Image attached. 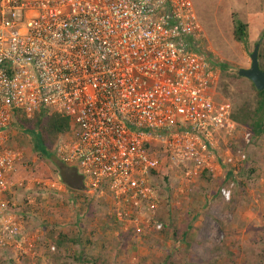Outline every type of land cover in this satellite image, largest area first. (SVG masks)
<instances>
[{
    "label": "built area",
    "instance_id": "1",
    "mask_svg": "<svg viewBox=\"0 0 264 264\" xmlns=\"http://www.w3.org/2000/svg\"><path fill=\"white\" fill-rule=\"evenodd\" d=\"M203 38L191 0H0V264L37 254L18 210L22 155L8 142L17 111L68 118L55 158L106 192L137 237L165 228L160 173L191 184L223 169L218 193L232 198L252 138L214 98Z\"/></svg>",
    "mask_w": 264,
    "mask_h": 264
},
{
    "label": "rangeland",
    "instance_id": "2",
    "mask_svg": "<svg viewBox=\"0 0 264 264\" xmlns=\"http://www.w3.org/2000/svg\"><path fill=\"white\" fill-rule=\"evenodd\" d=\"M191 2L204 34L205 51L218 64L214 98L227 100L233 110L237 105L256 107L251 82L237 70L249 68L254 44L261 43L264 0ZM235 18L247 24V44L233 38ZM238 128L249 130L252 139L233 180L232 199L224 202L218 194L223 169L201 174L191 184L180 183L174 175L160 181V173L152 180L163 196L155 215L163 218L167 228L137 237L126 229L128 225L113 220L106 192L66 189L55 167L33 150L31 139L14 124L8 142L22 155L18 210L23 226L34 234L31 240L36 251L48 244L56 246L62 239L53 253L46 252L44 263L21 264H164L172 252L179 264H264V132L254 136L249 127ZM188 224L192 227L188 238L194 240L191 254L184 256L182 247H161L170 241V229L179 234V228Z\"/></svg>",
    "mask_w": 264,
    "mask_h": 264
},
{
    "label": "trees",
    "instance_id": "3",
    "mask_svg": "<svg viewBox=\"0 0 264 264\" xmlns=\"http://www.w3.org/2000/svg\"><path fill=\"white\" fill-rule=\"evenodd\" d=\"M233 38L235 41L247 44V24L244 23L240 19H233V30H232ZM260 40L255 44H259L260 48L258 50V66L264 72V25L260 31ZM254 44V45H255ZM219 79L214 88V92L218 88ZM252 84V83H251ZM252 88L255 92V103L256 107H253L250 104L245 106H236V109L233 110L231 108V120L237 124V126H247L249 127L253 135L255 136L258 133L264 132V90L258 91L254 88L252 84ZM15 126L32 141L33 150L38 152L40 156L46 158L57 170L59 182L70 192H80L84 190L83 179L80 175H78L77 171L62 162L58 161L53 152L50 151L54 142L57 138L64 134L69 129V120L67 117L62 116L58 113L46 114L44 112H40L31 118H26L20 112L15 113ZM249 131V130H248ZM250 132V131H249ZM251 133V132H250ZM252 136V133H251ZM238 147H244L242 145L241 140L239 138ZM242 145V146H240ZM230 148L234 150L235 145L232 143L229 144ZM237 146V145H236ZM202 174H206L203 172ZM155 175V173H154ZM160 181L166 179V175L159 176ZM162 178V179H161ZM222 185V183H221ZM219 192V191H218ZM219 194V193H218ZM233 197V195H232ZM232 199V198H231ZM230 199V200H231ZM229 200V201H230ZM224 201V200H222ZM228 201V202H229ZM225 202V201H224ZM114 220V217H113ZM191 224V223H190ZM183 225L180 229L179 234L176 230L168 231V240L173 243L172 247L174 249H179L182 245L183 255L187 256V254L192 253V244L194 240H189L188 238L189 232L191 231V225ZM165 228H167L165 226ZM130 234V233H128ZM62 239L57 242V245L61 244ZM55 246V247H56ZM171 247V248H172ZM173 252L170 253L164 259V264H179L173 258Z\"/></svg>",
    "mask_w": 264,
    "mask_h": 264
},
{
    "label": "water",
    "instance_id": "4",
    "mask_svg": "<svg viewBox=\"0 0 264 264\" xmlns=\"http://www.w3.org/2000/svg\"><path fill=\"white\" fill-rule=\"evenodd\" d=\"M259 44H255L249 55L250 66L247 69L240 68L237 74L248 79L258 91L264 90V72L258 66Z\"/></svg>",
    "mask_w": 264,
    "mask_h": 264
},
{
    "label": "crops",
    "instance_id": "5",
    "mask_svg": "<svg viewBox=\"0 0 264 264\" xmlns=\"http://www.w3.org/2000/svg\"><path fill=\"white\" fill-rule=\"evenodd\" d=\"M218 171V170H217ZM218 172H220V171H218ZM213 193V192H212ZM212 193H210L209 194V197L210 198H214V194H212ZM163 200V199H162ZM211 200V199H210ZM175 212H176V210H175ZM173 216H174V214H173ZM155 217H156V219H158L159 221H161L162 223L164 222L163 221V218H160L159 217V215H158V217H157V215H155ZM165 226H167V224L166 223H163ZM150 234H152V233H150ZM149 233H147V235H150ZM171 243V244H170ZM172 245H173V243L172 242H170V241H166V242H164L162 245H161V247L163 248H168V249H172L171 247H172ZM34 247H35V250H36V246L34 245ZM182 247V246H181ZM180 249V248H179ZM178 249V250H179ZM46 256H47V254H46V247H45V250H43L42 248H39V250H37V254H36V257H35V262L36 263H44V261H45V258H46ZM32 262V261H31Z\"/></svg>",
    "mask_w": 264,
    "mask_h": 264
}]
</instances>
